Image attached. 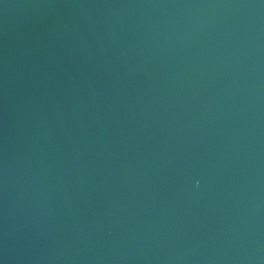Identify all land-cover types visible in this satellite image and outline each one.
I'll use <instances>...</instances> for the list:
<instances>
[{
	"label": "water",
	"instance_id": "obj_1",
	"mask_svg": "<svg viewBox=\"0 0 264 264\" xmlns=\"http://www.w3.org/2000/svg\"><path fill=\"white\" fill-rule=\"evenodd\" d=\"M0 264H264V0H0Z\"/></svg>",
	"mask_w": 264,
	"mask_h": 264
}]
</instances>
